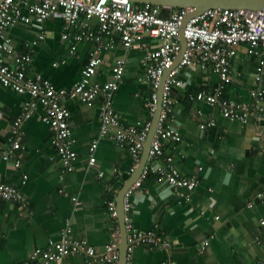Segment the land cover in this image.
<instances>
[{"label": "crops", "instance_id": "crops-1", "mask_svg": "<svg viewBox=\"0 0 264 264\" xmlns=\"http://www.w3.org/2000/svg\"><path fill=\"white\" fill-rule=\"evenodd\" d=\"M167 13V14H166ZM168 15L169 11L164 10ZM92 23V21H91ZM67 21L59 12L44 23L17 24L7 30L11 38L8 60L17 53L33 54L27 67L31 78L42 76L57 88H72L81 78L96 46L81 42L77 54L70 53L71 41L64 39ZM93 30L98 24L92 23ZM77 29L71 30V32ZM44 35V39H39ZM37 41L36 44H33ZM148 33H139L135 45L125 48L119 38L101 52L103 65L96 81L104 83L118 57L126 59L124 81L114 94L117 114L126 125L153 119L148 106L153 89L145 77L143 59L161 47ZM264 58L251 55L246 46L237 48L232 78L222 83L212 70L188 66L180 72L183 85L175 89L176 127L182 141L164 142V156L148 161L149 174L142 185L130 188L127 223L135 229L155 230L170 243L168 249L135 246L128 264H260L264 261V120L254 116L246 122L222 114L219 104L191 99L204 91L219 94L221 100L252 102L258 88ZM31 99L4 87L0 82V182L18 187L30 200L27 207L0 198V264H24L35 250L59 240L66 226L72 238L86 240L100 256L121 226L113 218L110 202L118 207V197L130 181L132 157L114 139V129L102 133L101 99L89 107L78 99H67L71 111L72 136L78 160L74 171L63 168L52 146V130L43 121L44 109L22 126L23 148L16 157L6 156L10 126ZM215 125L202 128L210 120ZM97 142L96 163L90 164V147ZM20 159V166H16ZM169 162L186 176L198 175L193 191L174 190L161 181L154 165ZM210 244L204 250L206 239ZM128 258V257H127ZM66 264H109L86 254L74 253ZM42 264H59L56 262Z\"/></svg>", "mask_w": 264, "mask_h": 264}, {"label": "built area", "instance_id": "built-area-1", "mask_svg": "<svg viewBox=\"0 0 264 264\" xmlns=\"http://www.w3.org/2000/svg\"><path fill=\"white\" fill-rule=\"evenodd\" d=\"M0 82L4 87L15 90L20 94H28L31 99L26 101L22 112L13 120L10 126L8 145L4 150L6 156L16 157L17 150L23 146V124L35 113L37 106L44 109L43 121L52 130V146L60 158L62 166L67 171H74L78 160L75 150L76 140L72 136L71 111L66 106L67 99H78L83 104L93 107L101 99L102 133L106 134L114 129V139L117 144L127 148L132 157L130 173H134L139 166L144 145L151 128V121L139 122L138 125H126L117 114L114 106V94L124 81L126 59L118 57L110 68L108 79L104 83L96 81L101 72L103 58L101 52L116 41L117 38L125 48L135 45L139 33H148L161 42V47L149 52L143 59L145 77L153 89L149 100L151 114H154L158 102V88L166 73L162 112L158 128L152 141L149 162L159 160L164 156V142L182 141V133L176 127L175 107L178 100L175 89L183 85L180 72L188 66H200L204 70H212L222 83L232 78L233 61L237 55V48L246 46L251 55L264 58V10H234L210 9L195 16L185 26L187 48L180 63L173 68L182 45L180 30L190 9H169L164 14L163 7L150 4H138L130 0H0ZM61 12L67 21L64 39L71 43L70 53L77 54L81 42L91 41L96 46L90 51L89 60L81 78L70 89L57 88L52 82L39 76L34 79L28 77L27 67L33 61V54L29 51L17 53L14 63L8 60L11 53V38L7 30L17 24L29 25L32 22L44 23L46 20ZM97 17L98 29L93 30L92 18ZM77 29L71 32V30ZM40 35L39 39H44ZM34 41L33 44H36ZM262 73L256 76L259 87L252 90V102H238L221 100L219 94H208L204 91L191 95L192 100L219 104L222 114L228 118L246 122L251 116L261 123L264 120V84ZM215 125L212 119L202 128ZM97 142L90 147V164L96 163L95 150ZM264 151V144L263 149ZM17 159L16 166H20ZM148 165L135 182L139 187L149 174ZM151 169L157 172L161 181L167 182L174 190L186 189L193 191L200 184L198 175L186 176L170 162L168 165H154ZM126 193L125 210L130 209ZM0 198L27 207L30 200L16 186L0 182ZM113 218L118 217L115 202H110ZM129 247L127 257L131 258L136 245L145 243L150 247L168 249L170 243L162 234L155 230H138L131 223L126 224ZM72 228L66 226L61 232L59 240H51L44 249L35 250L24 264H42L56 262L66 264L65 259L70 254L81 253L91 258L109 264L120 263L121 232L119 226L112 233L111 241L105 246V251L98 256L95 248L86 240L72 238ZM210 244L206 239L202 250ZM165 264H176L167 262ZM260 264H264V261Z\"/></svg>", "mask_w": 264, "mask_h": 264}, {"label": "water", "instance_id": "water-1", "mask_svg": "<svg viewBox=\"0 0 264 264\" xmlns=\"http://www.w3.org/2000/svg\"><path fill=\"white\" fill-rule=\"evenodd\" d=\"M130 1H133L138 4L157 5L168 9H190L189 13L185 17L183 24L181 26L180 42L182 45V49L177 59L175 60L173 68H175L180 63L183 54L187 48V40L185 37V26L190 21L191 18L201 15L210 9H217V8L234 9V10H252V11L264 10V0H130ZM97 22H98L97 17H93L92 23L97 24ZM169 73L170 70L166 71L158 88L157 107L153 114L151 128L144 145L139 166L136 169V171L133 173L130 181L125 184L124 188L122 189L118 197L117 210H118V218L121 226L119 264H128L127 248L129 247V241H128V231L126 229V222H127V213L125 210L126 193L140 178L141 174L145 170L146 165L148 163L152 141L156 134L162 112V101L164 98L165 83Z\"/></svg>", "mask_w": 264, "mask_h": 264}, {"label": "trees", "instance_id": "trees-1", "mask_svg": "<svg viewBox=\"0 0 264 264\" xmlns=\"http://www.w3.org/2000/svg\"><path fill=\"white\" fill-rule=\"evenodd\" d=\"M164 10H165V11H168L169 9H168V8H165ZM166 14H167V13H166ZM166 14H165V15H166Z\"/></svg>", "mask_w": 264, "mask_h": 264}]
</instances>
